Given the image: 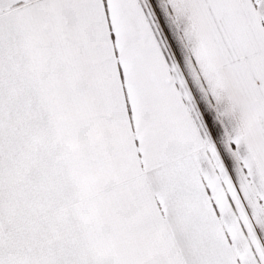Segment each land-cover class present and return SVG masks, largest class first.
<instances>
[{
	"label": "snow or ice",
	"instance_id": "1",
	"mask_svg": "<svg viewBox=\"0 0 264 264\" xmlns=\"http://www.w3.org/2000/svg\"><path fill=\"white\" fill-rule=\"evenodd\" d=\"M0 264H264V0H0Z\"/></svg>",
	"mask_w": 264,
	"mask_h": 264
}]
</instances>
